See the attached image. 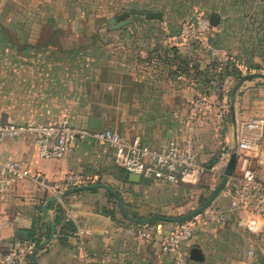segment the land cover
Here are the masks:
<instances>
[{
	"label": "rangeland",
	"instance_id": "obj_1",
	"mask_svg": "<svg viewBox=\"0 0 264 264\" xmlns=\"http://www.w3.org/2000/svg\"><path fill=\"white\" fill-rule=\"evenodd\" d=\"M133 11L161 12L163 20L132 15L115 26L109 24ZM213 15L220 18L216 27L210 22ZM161 41L192 46L198 62L207 55L216 69L209 73V67L202 69L196 62L193 75L199 87L223 88L227 78L235 86L244 76L264 74V0H0V120L38 124L67 120L79 127L93 109L102 112L108 104L122 108L129 102L109 99L107 79H114L113 70L117 76H129L124 66L139 61L133 47H158ZM218 74L226 79L220 80ZM250 83L262 86L264 80L247 81L237 94ZM223 93L229 109L231 92ZM129 176L114 165L101 168L88 183L114 190L99 188L113 207L106 212L125 222L129 221L121 203L134 219L173 218L198 209L213 193L200 184L173 189L144 179L134 183ZM40 205L44 208L45 203Z\"/></svg>",
	"mask_w": 264,
	"mask_h": 264
},
{
	"label": "crops",
	"instance_id": "obj_2",
	"mask_svg": "<svg viewBox=\"0 0 264 264\" xmlns=\"http://www.w3.org/2000/svg\"><path fill=\"white\" fill-rule=\"evenodd\" d=\"M169 43L133 47L140 62L129 58L131 63L124 66L129 76H117L113 70L114 79L106 81L109 99L129 103L122 108L108 104L102 112L93 109L85 123L76 128H89V119L95 117L102 120V129L162 151L171 141L183 143L187 139L191 103L201 94L208 100L209 108L194 121V137L198 159L209 170L197 184L190 186L204 185V190L210 192L211 187L219 185L225 170L220 156L236 147L237 126L254 117L264 118V85H245L236 97L232 113L226 110L228 98L220 86L214 90L195 84L193 66L197 62L202 69L208 67L211 62L207 55L202 54L205 57L198 62L192 46H168ZM20 160H28L31 173L43 176L50 184L62 181L70 173L82 175L91 183L101 168L115 165L113 151L90 140L80 142L58 160L40 158L31 138L9 139L0 144V167ZM263 169L264 165L260 166L262 176ZM150 183L173 189L183 184ZM96 190L74 193L51 204H59L62 213L50 206L55 232L40 251L38 264H81L84 251L90 253L91 264H172V256L161 254L157 240H144L135 234V224L107 215L105 211L113 207L104 190ZM58 194L42 189L31 180L17 181L0 169V247L19 239L21 231L29 233L36 248L46 242L52 226L44 216V208L39 211L36 207ZM215 204L214 209L227 211L230 200L221 195ZM58 215L61 220L56 224ZM240 217L243 214L234 215L235 220ZM182 251L191 264H264V233L251 234L235 222L226 225L211 219L198 226ZM195 251L200 252L198 260L191 259Z\"/></svg>",
	"mask_w": 264,
	"mask_h": 264
},
{
	"label": "built area",
	"instance_id": "obj_3",
	"mask_svg": "<svg viewBox=\"0 0 264 264\" xmlns=\"http://www.w3.org/2000/svg\"><path fill=\"white\" fill-rule=\"evenodd\" d=\"M206 25L207 22L204 27ZM202 36L198 39H203ZM233 86L234 80L228 78L222 89L229 95ZM208 108L209 102L206 97H197L190 107L187 139L183 143L171 141L162 151L139 141L125 140L109 129L76 128L67 120L55 125L36 122L10 123L0 120V144L9 139L31 138L38 147L40 158L58 160L63 159L80 142L90 140L112 150L113 163L128 174L139 175L141 179L153 182L193 185L197 184L201 175L209 170V167L198 159L194 137V121ZM233 151L237 154L236 170L222 193L230 200L227 211L211 208L182 224L138 225L134 230L135 234L144 240H157L161 254L172 256V264L191 263L182 248L193 239L198 226L211 219L226 225L235 222L246 232L263 234L264 180L259 176V168L264 165L263 117L251 118L237 126L236 147L224 152L219 158L225 167ZM29 165L28 160L10 161L1 166V172L9 174L17 181L31 180L35 185L55 194L90 183L84 176L70 173L62 181L50 184L43 176L33 175ZM217 186L211 187L210 192H213ZM237 213L243 214V217L235 220L234 215ZM35 248L33 242L20 239L13 241L7 247L1 246L0 264H31V256ZM81 264H91L89 252L84 251Z\"/></svg>",
	"mask_w": 264,
	"mask_h": 264
},
{
	"label": "water",
	"instance_id": "obj_4",
	"mask_svg": "<svg viewBox=\"0 0 264 264\" xmlns=\"http://www.w3.org/2000/svg\"><path fill=\"white\" fill-rule=\"evenodd\" d=\"M132 15L144 17L147 21H153V20L162 21L163 20V14L161 12L133 11V12L122 13L121 15L111 19L109 21V24L111 26H115L118 22H122V21L130 19V17ZM210 22H211V25L213 27H216L220 23V18L216 15H213V16H211ZM256 79L264 80V74H250V75L244 76L233 87V89L231 90V94H230V97H231V102H230V106H229L230 112H232V113L235 112V102H236V97L238 95L237 92L239 91V89L247 81L256 80ZM88 127H89V129H102V120L95 118V117H91L89 119ZM236 166H237V154L235 153V151H233L231 154V157L229 159V162H228L227 166L225 167L223 177H222L219 185L217 186V188L213 191L211 196L198 209L194 210L193 212H191L189 214L179 216V217H173V218L166 217V216H153V217L148 218V219H134V218H131L130 216L127 215V213L123 209L124 205H123V203H121V210L123 212V216L130 223L136 224V225H150V224H153L156 222H163V223H170V224H182V223L191 221L194 218L198 217L199 215L203 214L222 195V193L225 191V189H226V187L230 181V178L233 176V174L236 170ZM129 180L131 182H134V183H139L141 181V177L139 175L130 174ZM99 188L107 189L108 191L114 193V190L111 187H109L105 184L95 183V184H90V185H85V186L69 189V190L65 191L64 193H60L57 196H52L47 200V202L44 205V216L49 219V222L52 226L51 235L46 242L42 243L38 248H36L34 250L32 256H31V264H38V255H39L40 251L43 249V247L45 245H47L51 241L52 237L54 236L55 224L49 215V208H50L51 204L56 203L59 199H62L68 195L78 193V192H82V191H90V190H94V189H99ZM18 238L20 240L30 241V235L28 232H22V231L19 232ZM191 259L192 260L200 259V252L195 251L193 253Z\"/></svg>",
	"mask_w": 264,
	"mask_h": 264
},
{
	"label": "trees",
	"instance_id": "obj_5",
	"mask_svg": "<svg viewBox=\"0 0 264 264\" xmlns=\"http://www.w3.org/2000/svg\"><path fill=\"white\" fill-rule=\"evenodd\" d=\"M178 60H180V59H178ZM208 67L210 68V71H209V73H212V71L211 70H215L216 69V66L215 65H213V66H211L210 67V65H208ZM202 68V67H201ZM194 69V71H195V69H196V71H198V67L197 68H193ZM200 69V68H199ZM214 73V72H213ZM227 76V75H226ZM217 77H219V79L220 80H225L226 78L223 76V75H219L218 74V76ZM200 97V96H199ZM204 97V96H203ZM147 182H150V181H148V180H146ZM94 191H97L96 189L95 190H93V192ZM36 208H39V211H42L43 210V205L41 206V205H39V206H37ZM51 208H57V210H58V214H60V213H62V210H61V206L59 205V204H54V205H52L51 206ZM105 213L107 214V215H110V216H112L114 219L116 218V213H114V214H112L111 212H106L105 211ZM60 220H61V215H58L56 218H55V222H56V224H59L60 223ZM156 223H158V222H156ZM155 223V224H156ZM135 226H138V225H135ZM70 228L71 229H73V227L72 226H70Z\"/></svg>",
	"mask_w": 264,
	"mask_h": 264
}]
</instances>
